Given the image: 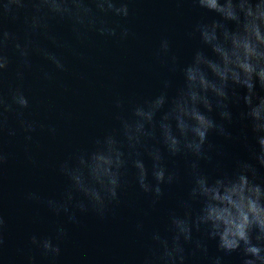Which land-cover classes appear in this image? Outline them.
Returning a JSON list of instances; mask_svg holds the SVG:
<instances>
[{
  "label": "water",
  "instance_id": "obj_1",
  "mask_svg": "<svg viewBox=\"0 0 264 264\" xmlns=\"http://www.w3.org/2000/svg\"><path fill=\"white\" fill-rule=\"evenodd\" d=\"M31 14L30 7L22 10L17 20H5L4 26L16 33L21 43L27 36L35 46L57 56L64 70L36 51L29 56L31 67L24 68L14 48H8L12 63L4 73L0 91L8 97L11 88L24 90L29 99V107L22 109L24 119L34 122L35 131L26 133L15 113H10L8 128L0 137L7 156L0 167V216L4 221L0 264H141L152 244V234L170 235V214L183 212L182 204L189 199L192 187L190 165L194 157H172L165 152L167 166L176 171L177 177L173 183L161 185L163 194L159 199L140 188L136 169L129 162L118 201L108 204L103 215L79 193H74L73 205L82 201L86 211L74 206L68 212L62 208L56 211L48 201L63 203L69 189L70 181L60 171L62 164L74 166L78 154L91 152L95 142L108 134L123 141L118 117L131 119L136 105L161 92H166L169 100L176 94L184 84L182 68L191 62L195 50L203 47L198 34L191 35L194 25L216 14L199 8L192 0H130L127 18L108 17L130 29L124 39L119 30L114 37L89 31L77 38L69 21L55 18L48 19L47 34L30 33L26 31L25 17ZM49 36L55 37V42ZM162 39L170 44L167 55L160 53ZM257 90L264 95L259 87ZM238 91L243 95L245 90ZM117 100L121 101L120 107ZM167 107L166 103L161 112ZM243 110L246 106L242 101L230 105L231 123L221 121L216 110L209 114L223 122L233 137L228 139L215 130L209 132L211 160L201 159L199 166L210 178L234 171L241 160L255 164L264 176V167L251 158L249 145H255V140L250 126L246 127L248 122L239 118ZM160 115L158 112L157 120ZM9 130L15 135H9ZM245 133L247 141L243 139ZM29 135L31 139L26 138ZM144 160L150 169L147 155ZM149 181L155 183L151 175ZM29 193L39 199H29ZM193 207L199 205L194 202ZM71 215L74 221L69 219ZM61 227L65 234L58 241L60 253L55 257L45 256L32 245L34 235L41 239L52 237L56 243L57 229ZM193 238L202 240L207 252L192 255L194 244L185 245L186 264H213L216 256L222 257V264H242L239 250L225 253L216 240L202 232L194 231Z\"/></svg>",
  "mask_w": 264,
  "mask_h": 264
},
{
  "label": "clouds",
  "instance_id": "obj_2",
  "mask_svg": "<svg viewBox=\"0 0 264 264\" xmlns=\"http://www.w3.org/2000/svg\"><path fill=\"white\" fill-rule=\"evenodd\" d=\"M130 0H0V87L4 73L12 63L8 55L11 46L20 57L24 68L31 67L29 56L32 51L43 54L55 66L64 70V64L54 54L34 45L26 36L21 43L16 33L4 26L5 20H17L22 10L32 9L25 17L26 31L47 34L48 19L67 20L77 38L95 31L102 36L127 38L130 29L121 23L111 22L109 16L127 18ZM199 8L216 16L201 18L191 35L198 34L203 47L195 50L190 63L182 68L184 84L169 100L166 92L136 105L131 119H121L123 141L114 134L97 140L91 152L76 156V163L61 165L60 171L70 181L63 203L48 201L56 211H69L70 206L86 211L84 202L73 205L74 193H79L88 204L103 215L107 205L118 201V190L129 162L136 169L140 188L152 193L155 199L163 194L161 185L171 184L177 177L166 163L165 152L175 157L191 155L192 187L189 199L182 204L183 212H172L169 217L170 235L152 234V244L141 264H186L185 245L194 244L192 255L198 251L207 252L206 244L193 238V232H202L208 239L217 241L225 253L239 250L242 264H264V176L259 174L255 164L237 161L235 170L223 172L215 178L206 175L199 166L201 159L211 160L213 148L207 144L208 134H218L232 139L223 122H217L211 115L216 110L221 121L231 123L233 114L230 105L241 101L246 110L239 113L242 121L250 126L255 145H249L251 158L264 167V0H192ZM218 17V18H216ZM55 42V37L49 36ZM60 46V45H58ZM170 44L167 39L160 42V53L167 55ZM211 53V55L208 54ZM158 53V55L160 54ZM173 62L176 57H172ZM22 79V72H17ZM48 77V74H45ZM50 78V77H48ZM168 84L166 82L165 87ZM238 89H244L241 95ZM167 103L168 107L165 108ZM117 107L121 101H116ZM29 107V99L21 87L11 88L9 96L0 91V137L8 128V115L15 113L21 128L30 133L35 124L24 119L22 109ZM160 112L159 120L156 119ZM55 131V129H50ZM9 135H15L9 130ZM31 139V136H27ZM243 139L247 141V133ZM155 141V143H149ZM207 144V147H206ZM127 148V151L125 149ZM151 161V168L144 156ZM7 156L0 146V167ZM151 175L152 183L149 181ZM29 199H39L29 193ZM155 202V201H154ZM199 205L194 208L193 203ZM75 220V216H69ZM0 216V231L3 228ZM65 234L57 229L56 243L52 237H31V243L41 249L45 256L55 257L60 253L58 241ZM3 240L0 238V245ZM31 264V261H30ZM213 264H222V257L216 256Z\"/></svg>",
  "mask_w": 264,
  "mask_h": 264
}]
</instances>
